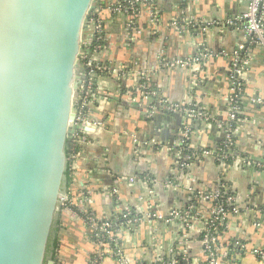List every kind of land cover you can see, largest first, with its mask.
<instances>
[{
    "label": "crops",
    "instance_id": "0c3cea01",
    "mask_svg": "<svg viewBox=\"0 0 264 264\" xmlns=\"http://www.w3.org/2000/svg\"><path fill=\"white\" fill-rule=\"evenodd\" d=\"M124 1L96 0L85 21L84 45L95 26L102 27L104 44L92 58L106 68L96 76L94 130L83 137L80 157L70 167L66 189L77 207L66 201L60 206L47 259L92 264L100 246L83 210L105 218L130 208L141 220L118 229L121 258L106 257L104 264H170L176 249L184 251L185 264H205L204 228L214 202L207 196L225 185L236 211L228 214L220 235L218 264H264V166L259 165L264 164V103L254 100L264 98V45L235 22L248 0H142L135 11H111ZM239 48L248 64L241 78V117L231 121L230 74ZM203 51L208 55L200 63L173 64ZM141 74L157 95L138 92ZM191 78L197 82L193 88ZM159 97L200 107L211 118L186 121L184 113L162 109ZM185 123L192 130L190 145L205 152L180 175L172 147L182 139ZM227 124L235 137L231 164L215 154ZM195 193L192 218L174 217Z\"/></svg>",
    "mask_w": 264,
    "mask_h": 264
},
{
    "label": "water",
    "instance_id": "95a60500",
    "mask_svg": "<svg viewBox=\"0 0 264 264\" xmlns=\"http://www.w3.org/2000/svg\"><path fill=\"white\" fill-rule=\"evenodd\" d=\"M95 7L96 0H0V264H56L47 257L69 199L83 30ZM174 155L180 169L185 162Z\"/></svg>",
    "mask_w": 264,
    "mask_h": 264
},
{
    "label": "built area",
    "instance_id": "2783aa9c",
    "mask_svg": "<svg viewBox=\"0 0 264 264\" xmlns=\"http://www.w3.org/2000/svg\"><path fill=\"white\" fill-rule=\"evenodd\" d=\"M141 1L142 0H125L124 2L111 5L110 9L113 12L129 13L130 11H135V9H137V4ZM235 22L241 23L243 29L245 30V33L252 39L254 43L264 45V0H248L247 9L239 17L235 18ZM102 32L103 30L101 25L97 24L95 26V31L92 36L91 42L94 40L95 35H103ZM240 46V48H242V45ZM101 48L102 45H97L95 49L98 51ZM240 48L235 52V55L232 58L230 74L232 86L228 96V101L231 108L229 116L231 121L237 120V117L242 109V101L244 100L242 93L243 84L241 78L244 69L248 64V61L247 58L242 55ZM207 55L208 53H206V51H203L197 53L189 59L176 60L173 62V64L177 66L187 67L195 63L202 62ZM80 61L85 69L83 73L85 79L80 85V92L82 93V96L78 102L79 110L76 118V123L78 124L79 128L76 129L75 133L73 134V144L71 145L72 147L69 155L70 167H72L80 157V151H78L77 147H79V144L84 141L83 137L86 135L85 128L90 124V107L93 99L96 96V89L93 88V79L96 74L94 72V69L96 67H99L101 70L106 68L95 63L92 57H88V51L86 49L84 50V52H81ZM196 83L197 82L195 81V79L191 78L190 87L193 88ZM138 92L143 97L157 95L150 78L144 74H141ZM254 100L259 103H264V98L262 97H256L254 98ZM158 103L159 106L166 111L184 113L186 121H190L193 119L209 120L211 118V115L208 113V111L201 109L200 107L186 106L183 103L168 102L161 97L158 98ZM183 129V138L172 147V150L174 153L176 152L177 157L181 156L180 146L182 145L184 139L190 134V125L188 123H185ZM233 137L234 134L233 132H231V128L228 125L227 132L223 140V150L221 153L219 152L216 154L217 158L223 163H226L228 159L233 157V147L235 146ZM244 162L248 164L246 160ZM259 165L264 166L263 163H260ZM221 187V189H217L207 196V198L211 201H214L221 196L223 197V195H225V198H223V201L218 204H212L210 215L205 224V264H218L220 260L221 251L219 249V239L223 231L222 227H225L226 219L228 217V214L231 212H229V207L231 205H234V196L229 194V187L225 185H222ZM76 201L74 202L72 198L69 197L66 202L72 207H77ZM232 207V211H236V207ZM187 208V210L177 209L173 211V216L181 218L184 222H187L192 218L193 213L191 210L195 209V207L193 204H189ZM131 214L132 209L130 208H126L123 212V217H126L127 219L125 224L133 225L141 220V217L137 212L134 215ZM85 219L95 227V232L93 233L94 241L97 242L100 246L99 251L95 255L96 257L92 260V264H104L106 257L109 256H117L121 258L118 229H114V224L110 217L100 218L96 215L88 213V216L85 217ZM177 253L183 255L184 251L178 249L177 251H173V255L169 261L170 264H178V259L176 257Z\"/></svg>",
    "mask_w": 264,
    "mask_h": 264
},
{
    "label": "trees",
    "instance_id": "16d2710c",
    "mask_svg": "<svg viewBox=\"0 0 264 264\" xmlns=\"http://www.w3.org/2000/svg\"><path fill=\"white\" fill-rule=\"evenodd\" d=\"M102 37H103L102 34H101V35H95V36H94V40L91 42V44H89V45H84V46H83V48L86 49V50L88 51V57H92L93 53H94L95 51H97V50L95 49L97 45H102V44H104V40H103ZM88 70H89V68H88ZM94 72H95L96 74L99 75V74H100L101 72H103V71H102L99 67H96V68L94 69ZM93 88L96 89V77H94V79H93ZM242 104H243V101H242ZM240 117H241V115L239 114L238 117H237V119L240 118ZM235 123H236V122H235ZM234 125H236V124L233 123V126H234ZM191 137H192V130H191V128H190V134H189V136L186 137V138L184 139L182 145L180 146L181 156H180V158H178V161H179L180 164H183V162H185V163H184L185 165L179 167L180 170L182 171V173H186V172L188 171V166H189L190 164H193V163H195V162H197V161L202 160V159H203V156H204V152H205V151L195 149V148H193V147L190 145ZM234 138H235V137H233V139H234ZM79 148H80V147H77V149H79ZM233 148H235V147H233ZM222 150H223V141L219 144V146H218L217 149L215 150V154H217L218 152L221 153ZM207 151L210 152L209 149H208ZM188 156H189V157H188ZM186 158H187V159H186ZM232 162H233V159H232V158H230V159L227 160V163H228V164H231ZM69 163H70V162H69ZM70 180H71V170H70V164H69L68 167H67L66 174H65V184H66L67 186H68V184L70 183ZM229 194L232 195V193H229ZM84 195L87 196V193L84 192ZM197 195H198V193H195V194H194V196H193V198H192L190 204H193L194 206H197V204H198V202H197V197H196ZM223 198H225V195H223V197L221 196V197L215 199L213 203L218 204V203H220L221 201H223ZM187 206H188V205H187ZM187 206L184 207V210H185V209H186V210L188 209ZM232 206H234V205H231V206L229 207V212L232 211V209H233ZM73 208L76 209V207H73ZM85 211H86L87 213L82 212V214L84 215V217H87V216H88V213H89V212H92L91 209H87V208L85 209ZM191 211H192V213H193V212L195 211V209H192ZM135 213H136V211H135L134 209H132V214H131V215H134ZM110 219L112 220V222H113V224H114V229H120L123 225H126L125 222H126L127 219H126V217H123V215H122L121 213H116V214H114L113 216L110 217ZM222 228H223V230H224L225 227H222ZM92 238L94 239V237H92ZM175 251H177V249H176ZM183 256H184V255H182V254H178V253H177L176 257H177V259H178V264H185V259H184ZM95 257H96V256L94 255V256L92 257V260H93ZM171 257H172V256H171ZM171 257L169 258V261H170Z\"/></svg>",
    "mask_w": 264,
    "mask_h": 264
},
{
    "label": "rangeland",
    "instance_id": "374dc122",
    "mask_svg": "<svg viewBox=\"0 0 264 264\" xmlns=\"http://www.w3.org/2000/svg\"><path fill=\"white\" fill-rule=\"evenodd\" d=\"M86 23V22H85ZM83 33H84V30H83ZM84 43H85V37H84V35H83V41H82V49H81V52H84V48H83V46H84Z\"/></svg>",
    "mask_w": 264,
    "mask_h": 264
}]
</instances>
